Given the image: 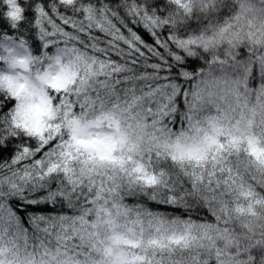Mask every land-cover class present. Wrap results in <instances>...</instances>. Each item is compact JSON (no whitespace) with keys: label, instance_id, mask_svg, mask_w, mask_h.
I'll list each match as a JSON object with an SVG mask.
<instances>
[{"label":"clouds","instance_id":"1","mask_svg":"<svg viewBox=\"0 0 264 264\" xmlns=\"http://www.w3.org/2000/svg\"><path fill=\"white\" fill-rule=\"evenodd\" d=\"M0 6L13 29L32 6L43 45L0 50V264H234L264 240V0Z\"/></svg>","mask_w":264,"mask_h":264},{"label":"snow or ice","instance_id":"2","mask_svg":"<svg viewBox=\"0 0 264 264\" xmlns=\"http://www.w3.org/2000/svg\"><path fill=\"white\" fill-rule=\"evenodd\" d=\"M7 3H13V0H6ZM37 12L41 13L43 12V10L41 8H37L36 9ZM19 12L20 10L19 9H15L14 11H11L8 13V16L10 17V19H12L13 21H16L19 19ZM37 24L39 25L40 24V21L38 20L37 21ZM15 26V25H13ZM41 31H43V29H41ZM194 41H178V45L180 46H183L185 45L186 43H192ZM19 47H24V42L21 41L20 42V45ZM45 47H47V45H45ZM175 59L177 61L180 60V57L177 56L175 57ZM185 77L188 76V73H184L183 74ZM13 95H15V93H13ZM0 100H3V97H0ZM69 107H71V105H69ZM66 117H67V113H66ZM15 110L12 112V113H9L3 120V123L4 124H7L9 125V128L8 130L11 131L12 130V126L15 125ZM59 129L57 128V131ZM52 139V136H49L47 139H45L44 137H41V144H47L48 140ZM68 144L67 142H64L63 140H61V143L60 144H57V148H60L61 149V155H64V152H63V149L65 147H67ZM55 149H53L52 151H46V152H43L42 154L46 157V158H50L52 157L54 154H55ZM22 154H31V155H35L36 153L35 152H31L30 153V149L29 147L27 146H22L20 150H18L16 152V158L19 159L21 158ZM15 162V160L13 161ZM37 163L38 164H41L43 165L44 161L43 160H37ZM56 167L57 165L55 163H51L50 162V167L48 168V172H53L56 170ZM230 171V170H229ZM194 175V174H193ZM202 179V177H200ZM209 183H211V181H209ZM216 184L217 186H219L220 184V181H216ZM13 188H15L16 186L15 185H12ZM194 189H195V184L193 185ZM210 191L212 192H215V189H209ZM57 195L59 196H65V193H63L62 191H59L57 193H50L47 197V199L49 200H52L54 199ZM71 193H68L67 196H70ZM67 196H65V198H67ZM205 201L209 204H211L212 201H216L217 200V197L213 196L211 197V200L208 198V197H205L204 198ZM169 200L170 201H175V198L174 197H169ZM32 204H36V205H39L40 203H43V201H36V200H33L31 201ZM222 204V207L220 208V212H225L227 209H226V205H227V202L224 201V202H221ZM0 208H2V206H0ZM210 210L213 212V215L216 216V219L217 221L219 222L221 220V217L220 215H217V211L215 209H211ZM44 217L43 216H34L33 217V222L36 223L40 220H43ZM61 219H66L65 217H61ZM73 219H79L81 220L82 223H87V221L84 220L83 217H74ZM226 222V221H225ZM201 227H204L206 229H211L212 226L211 225H202ZM217 231H220L219 229H217ZM225 233H227V229H224L223 230ZM224 239L226 240V242L228 244H232V243H235L236 244V248L237 249H240V245L238 242H233L228 236L225 235ZM250 239V238H249ZM260 246H264V240H260V241H250L249 243H247L242 250H238L237 251V257H239V259L237 261H234V264H254V260L253 258L251 257V250L254 248V247H260ZM217 253L219 255V249H217Z\"/></svg>","mask_w":264,"mask_h":264},{"label":"trees","instance_id":"3","mask_svg":"<svg viewBox=\"0 0 264 264\" xmlns=\"http://www.w3.org/2000/svg\"><path fill=\"white\" fill-rule=\"evenodd\" d=\"M38 2L47 4L48 0H38ZM21 3H23V0H21ZM5 11L6 9H3V7L0 6V50H2L5 46L15 47L23 41L30 45L36 55H39L43 50V45L37 38V29L32 27L36 16L35 12L32 10V6H28V10L25 13L27 19L20 24L17 29H13L8 20L5 19ZM141 31L143 30L141 29ZM145 35L147 34L145 33ZM149 42L154 43V41L151 40ZM0 67H2V65H0ZM14 103V101L11 102L12 105H14ZM10 112L11 107H5V105L0 104V128L3 127V120ZM0 148H3V145H0ZM34 207L40 208L41 206Z\"/></svg>","mask_w":264,"mask_h":264}]
</instances>
